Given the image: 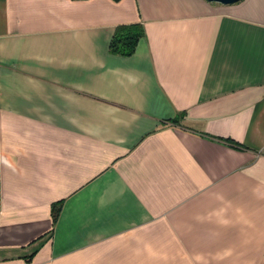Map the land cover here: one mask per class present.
Instances as JSON below:
<instances>
[{"label":"crops","instance_id":"crops-1","mask_svg":"<svg viewBox=\"0 0 264 264\" xmlns=\"http://www.w3.org/2000/svg\"><path fill=\"white\" fill-rule=\"evenodd\" d=\"M0 264H264V0H0Z\"/></svg>","mask_w":264,"mask_h":264},{"label":"trees","instance_id":"trees-1","mask_svg":"<svg viewBox=\"0 0 264 264\" xmlns=\"http://www.w3.org/2000/svg\"><path fill=\"white\" fill-rule=\"evenodd\" d=\"M144 36L145 29L141 24L119 26L116 28L111 41L110 51L114 55L132 56Z\"/></svg>","mask_w":264,"mask_h":264},{"label":"water","instance_id":"water-1","mask_svg":"<svg viewBox=\"0 0 264 264\" xmlns=\"http://www.w3.org/2000/svg\"><path fill=\"white\" fill-rule=\"evenodd\" d=\"M207 1L211 3L222 4V5H231V4L240 2L242 0H207Z\"/></svg>","mask_w":264,"mask_h":264}]
</instances>
